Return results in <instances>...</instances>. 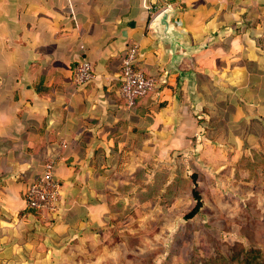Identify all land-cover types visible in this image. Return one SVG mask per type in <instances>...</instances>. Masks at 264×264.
<instances>
[{
	"label": "crops",
	"instance_id": "obj_1",
	"mask_svg": "<svg viewBox=\"0 0 264 264\" xmlns=\"http://www.w3.org/2000/svg\"><path fill=\"white\" fill-rule=\"evenodd\" d=\"M168 7L184 35L178 60L154 23ZM135 43L158 89L129 107L120 76ZM84 59L94 79L78 86ZM262 139L264 0H0V264L77 260L114 218L126 163L234 156ZM55 156L62 209L50 224L24 193Z\"/></svg>",
	"mask_w": 264,
	"mask_h": 264
},
{
	"label": "rangeland",
	"instance_id": "obj_2",
	"mask_svg": "<svg viewBox=\"0 0 264 264\" xmlns=\"http://www.w3.org/2000/svg\"><path fill=\"white\" fill-rule=\"evenodd\" d=\"M207 152L144 166L126 163L128 173L114 179V218L94 240L79 243L83 250L77 260L68 258L70 264H218L235 245L264 254V139L234 156ZM142 170H149L148 178L139 177ZM195 172L204 206L187 221ZM120 186L132 190L121 195Z\"/></svg>",
	"mask_w": 264,
	"mask_h": 264
},
{
	"label": "built area",
	"instance_id": "obj_3",
	"mask_svg": "<svg viewBox=\"0 0 264 264\" xmlns=\"http://www.w3.org/2000/svg\"><path fill=\"white\" fill-rule=\"evenodd\" d=\"M140 55V46L135 43L129 47L122 61L120 95L129 107H133L137 99L146 97L155 88L154 79L138 68ZM93 79L91 62L82 60L74 71L76 84L86 86ZM56 167L54 161L48 163L39 178L28 185L24 193L27 209L46 210L54 214L60 212L63 185L57 176Z\"/></svg>",
	"mask_w": 264,
	"mask_h": 264
},
{
	"label": "trees",
	"instance_id": "obj_4",
	"mask_svg": "<svg viewBox=\"0 0 264 264\" xmlns=\"http://www.w3.org/2000/svg\"><path fill=\"white\" fill-rule=\"evenodd\" d=\"M138 68L141 69L139 66H138ZM145 74L147 76H150L146 72H145ZM154 82H155V79H154ZM75 84H76V82H75ZM156 85L157 84L155 82L154 91L158 89V87H156ZM137 101H138V99H137ZM52 161H54L56 163V166H57V164H58V162H57V156H55L53 159H50V160L44 162L43 166L45 167L48 163H50ZM39 176L40 175H38L34 180H37L39 178ZM199 178H200V175L197 172L193 173L192 176H191L190 186H193L191 188V194H192L193 200L195 201V204L190 209V211L188 212V214L185 216V219L187 221L192 220L195 217H197L201 213L202 208L204 206V203H203V200H202L201 190L199 189V181H200ZM126 187L127 186H120L119 187L118 190L121 193V195H122V193H127V192H129V191L132 190V187L131 186L129 188H126ZM114 193H111L109 195V197H110V206H111V210H113V211H114V202L112 200V198H113L112 196H114ZM28 210L40 222H42V218L44 216H47L48 219H49V223L50 224H53V223H55L54 222L55 221V218L58 217V214H54V213H51V212L49 213L46 210H33V209H28ZM263 255L264 254H262L261 249L251 248V249L247 250L244 247H240V246H236L235 245L234 248L232 249V253L229 255V257L228 258H222L221 259L222 261L219 262L218 264H236V263L237 264H264V256Z\"/></svg>",
	"mask_w": 264,
	"mask_h": 264
},
{
	"label": "water",
	"instance_id": "obj_5",
	"mask_svg": "<svg viewBox=\"0 0 264 264\" xmlns=\"http://www.w3.org/2000/svg\"><path fill=\"white\" fill-rule=\"evenodd\" d=\"M174 10L168 7L162 10L154 18L156 33L160 41H162L172 53L175 60L180 59L183 55L178 54V50L184 48L183 44L184 35L176 28L172 22Z\"/></svg>",
	"mask_w": 264,
	"mask_h": 264
}]
</instances>
